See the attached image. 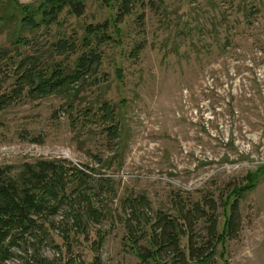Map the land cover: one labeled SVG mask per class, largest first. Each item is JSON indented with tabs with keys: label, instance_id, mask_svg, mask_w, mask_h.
I'll return each instance as SVG.
<instances>
[{
	"label": "rangeland",
	"instance_id": "1",
	"mask_svg": "<svg viewBox=\"0 0 264 264\" xmlns=\"http://www.w3.org/2000/svg\"><path fill=\"white\" fill-rule=\"evenodd\" d=\"M54 1L0 0V49L46 65L52 42L84 38L87 25L109 22L112 40L101 48L96 83L68 97L26 93L0 110V165L66 160L92 175L101 215L77 226L73 215L84 207L60 210L6 264H38L36 248L48 264H143L124 221L136 220L124 203L138 196L149 201L135 209L144 222L195 203L210 216L213 203L216 264H264V0H137L122 24L118 0H75L85 15L64 10L50 28L32 32L25 20L40 21ZM2 71L8 94L14 66ZM104 102L115 109L118 135L94 115ZM236 197L239 225L225 238ZM208 228L206 219L197 222L199 239Z\"/></svg>",
	"mask_w": 264,
	"mask_h": 264
},
{
	"label": "trees",
	"instance_id": "2",
	"mask_svg": "<svg viewBox=\"0 0 264 264\" xmlns=\"http://www.w3.org/2000/svg\"><path fill=\"white\" fill-rule=\"evenodd\" d=\"M136 1L118 0L117 23L122 24L132 14ZM64 10L81 17L86 13V6L75 0H56L42 10L40 21L28 18L25 20L26 25L31 26L32 32H38L42 27L50 28L58 22ZM110 28L109 22L91 24L86 26L84 38L63 35L47 48L50 58L46 65L38 56L21 55L16 50V57H13L10 52L0 49V74L4 67L14 66L10 76L13 82L10 93H3L0 86V110L6 109L26 93L36 98L68 97L84 86L96 83L103 65L101 48L112 40ZM17 44L26 48L30 41L20 38ZM85 113L90 116L93 112L87 110ZM94 115L101 122L111 123L107 131L118 135L117 114L110 104H99ZM34 141L42 143L40 140ZM92 180L91 174L70 166L66 160H37L20 167L0 165V264L14 260L18 256L17 250L25 249L29 237L38 241L39 233L49 230L47 224L50 218L56 217L66 207L70 210L75 205L80 210L84 207L73 215L77 226L86 219H99L101 212L92 204L94 198L100 195V189L96 188ZM102 185L105 186V183ZM251 189H254V184L241 191ZM238 191L236 189L233 194ZM238 198L229 202L230 216L226 221L225 238H229L239 225ZM126 205L132 209L136 220L130 222L125 219V228L132 248L143 264H164L169 258L167 264H216L215 248L220 235L213 203L210 216L195 203L190 208L178 205L176 216L159 212L147 222H144L141 213H135L136 207L149 205L144 196L128 198L124 203ZM66 213L65 219L71 216ZM204 219L209 223L208 237L199 239L197 222ZM184 239H187L185 247L182 243ZM142 240L148 245L140 246ZM197 240H201V243ZM35 252L38 264H48L38 255L37 248ZM26 263L30 264L27 259Z\"/></svg>",
	"mask_w": 264,
	"mask_h": 264
}]
</instances>
